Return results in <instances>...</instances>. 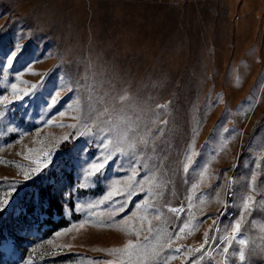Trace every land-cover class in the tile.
Masks as SVG:
<instances>
[{"label": "rangeland", "instance_id": "obj_1", "mask_svg": "<svg viewBox=\"0 0 264 264\" xmlns=\"http://www.w3.org/2000/svg\"><path fill=\"white\" fill-rule=\"evenodd\" d=\"M0 264H264V0H0Z\"/></svg>", "mask_w": 264, "mask_h": 264}, {"label": "snow or ice", "instance_id": "obj_2", "mask_svg": "<svg viewBox=\"0 0 264 264\" xmlns=\"http://www.w3.org/2000/svg\"><path fill=\"white\" fill-rule=\"evenodd\" d=\"M39 170H40L39 168L36 169V171H39Z\"/></svg>", "mask_w": 264, "mask_h": 264}]
</instances>
